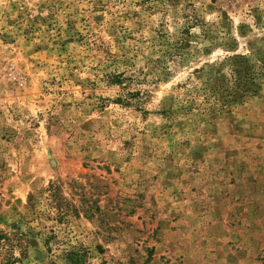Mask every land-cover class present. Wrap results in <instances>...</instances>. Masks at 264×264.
I'll use <instances>...</instances> for the list:
<instances>
[{
  "label": "rangeland",
  "instance_id": "rangeland-1",
  "mask_svg": "<svg viewBox=\"0 0 264 264\" xmlns=\"http://www.w3.org/2000/svg\"><path fill=\"white\" fill-rule=\"evenodd\" d=\"M264 264V0H0V264Z\"/></svg>",
  "mask_w": 264,
  "mask_h": 264
},
{
  "label": "trees",
  "instance_id": "trees-1",
  "mask_svg": "<svg viewBox=\"0 0 264 264\" xmlns=\"http://www.w3.org/2000/svg\"><path fill=\"white\" fill-rule=\"evenodd\" d=\"M66 260L68 264H80L81 255L77 251H69L66 255Z\"/></svg>",
  "mask_w": 264,
  "mask_h": 264
}]
</instances>
